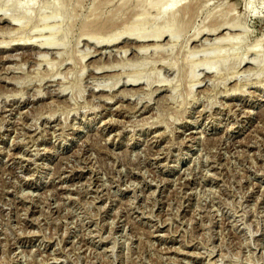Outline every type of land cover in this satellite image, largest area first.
<instances>
[{
    "label": "rangeland",
    "instance_id": "1",
    "mask_svg": "<svg viewBox=\"0 0 264 264\" xmlns=\"http://www.w3.org/2000/svg\"><path fill=\"white\" fill-rule=\"evenodd\" d=\"M39 2L0 17V264H264V0Z\"/></svg>",
    "mask_w": 264,
    "mask_h": 264
},
{
    "label": "bare ground",
    "instance_id": "2",
    "mask_svg": "<svg viewBox=\"0 0 264 264\" xmlns=\"http://www.w3.org/2000/svg\"><path fill=\"white\" fill-rule=\"evenodd\" d=\"M5 1V3L9 6L10 5V7H12L15 11H16V15L14 16V17H4V16H2V15H0V17H2V18H4V19H6V21L8 20V22L10 23V24H12V25H21V23L24 21V20H28V22H29V20H32V19H34V17H36V15L38 14V12H40V14L42 13V11H40L41 9H42V7H41V9H40V2H39V0H4ZM68 2V1H67ZM39 5V6H38ZM45 5V4H44ZM65 5H67V3L65 4ZM65 5H63V6H65ZM177 2H176V0H169V2H168V4H167V6H166V8H165V10L163 11V14H164V16L167 14V15H169V17L171 18V20L173 19L172 18V15H174L173 17H175V19H176V16L175 15H177V13L179 14V12L181 13H187V11L190 9V6H191V4H185V5H183V6H181V7H179L178 9H177ZM49 6V5H48ZM63 6H62V8H63ZM97 6V5H96ZM64 8H68V7H64ZM63 8V10H64V12L66 11L65 9ZM40 9V10H39ZM43 10V9H42ZM59 10H61V9H59ZM63 10H62V12H63ZM68 10V9H67ZM1 12V11H0ZM61 12V11H60ZM57 13V14H54V15H51V18H50V20H52L53 18H54V21L56 20L55 18L57 17V16H59L60 14V16H62L63 17V15H65V14H63L62 15V13ZM67 12V11H66ZM170 12V13H169ZM174 12H177L176 14H174ZM54 13V12H53ZM68 13V12H67ZM172 13V14H171ZM166 15V16H167ZM184 15V14H183ZM17 16V17H16ZM178 16V15H177ZM60 18V17H59ZM57 19V20H60L61 21V18L60 19ZM45 19V18H44ZM175 19H173V20H175ZM35 20V19H34ZM37 20V19H36ZM47 21L46 22H48L49 21V19H46ZM45 21V20H44ZM51 22V21H50ZM59 22V21H58ZM175 22V21H174ZM53 23V22H52ZM173 23V22H172ZM58 24V23H57ZM19 25V26H20ZM22 25H24V24H22ZM46 25H49V23L48 24H46ZM174 25V24H173ZM222 25H224V24H222ZM222 25L220 24L219 26H214V27H211V28H208V29H206L207 30V32L208 33H206V34H214V33H217L218 31H220V29H221V27H222ZM232 25V24H231ZM229 26H230V24H229ZM239 26L240 25H238V24H236V25H233V28H236L237 29V27L239 28ZM21 28H22V26H20ZM225 27V26H224ZM173 28V27H172ZM235 29V30H236ZM110 30V29H109ZM205 31V30H204ZM150 34V32H148V31H144V30H139V29H129L128 28V30L125 32V33H123L126 37V39H130V40H138V41H144V42H150V41H154L153 39H154V37L152 36V35H149ZM164 33H166V32H164ZM160 34H162V35H160ZM157 35V34H156ZM155 35V36H156ZM159 35V36H158ZM157 36H158V38H157V36H156V38H155V40H158L160 37H163V33H159ZM84 36V37H83ZM114 36H115V34H114V31L112 30L111 32L110 31H108V32H106V33H103L102 31L100 32V30L99 31H93V32H85V33H83V35H82V37L86 40V41H88V42H94L95 40H101V41H118L121 37H117V38H114ZM63 37H64V34H63ZM66 37V36H65ZM122 37H124V36H122ZM151 37H152V39H151ZM228 37V36H227ZM226 37V38H227ZM230 37V36H229ZM229 37H228V40H229ZM81 39V38H80ZM22 40H25L24 38L23 39H20L19 41L20 42H16L17 43V45L19 46V45H24V44H28L29 42H27V40H25L24 42L22 41ZM62 40H63V38H62ZM51 41V40H50ZM58 41V40H57ZM56 40L55 41H53V43H52V41L51 42H43L42 44H40L41 45V47L43 48V47H48L49 48V46H51V47H57V46H59L60 45V47H61V44H58V43H61V42H57ZM222 41V40H221ZM220 41V42H221ZM4 42V41H3ZM12 42V41H11ZM96 42V41H95ZM94 42V43H95ZM215 42V41H214ZM219 42V41H218ZM13 43H14V40H13ZM19 43V44H18ZM105 43V42H104ZM213 43V42H212ZM48 44H50V45H48ZM53 44V45H52ZM218 44H220V43H218ZM8 45H12V44H10V42L9 43H7V45H6V43H2V42H0V49H5V48H7V47H9ZM16 45V44H15ZM34 45V44H33ZM36 45V44H35ZM62 45H63V43H62ZM88 45V44H87ZM96 45V44H95ZM99 46H100V44H98ZM103 46H104V44H103ZM108 46V45H107ZM41 47H39V48H41ZM53 47V48H54ZM147 47H149L148 45H143V43H142V46L139 48L140 49V51L142 50L143 51V49H146ZM110 54V53H109ZM40 58V57H39ZM215 61H216V59H215ZM244 62V61H243ZM213 63V62H212ZM240 63H242V61L240 62ZM214 67V66H213ZM213 67H209V69H213ZM208 69V68H207ZM211 69V70H212ZM210 70V71H211ZM208 73H209V71H208ZM197 76V75H196ZM194 77V76H193ZM138 82V80H137V78H135V79H131V80H129L128 81V83H127V85H129V86H132V85H135L136 83ZM139 83V82H138ZM118 85V84H117ZM116 85V86H117ZM114 88V87H113ZM103 90V89H102ZM71 165V164H70Z\"/></svg>",
    "mask_w": 264,
    "mask_h": 264
}]
</instances>
